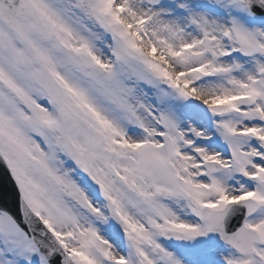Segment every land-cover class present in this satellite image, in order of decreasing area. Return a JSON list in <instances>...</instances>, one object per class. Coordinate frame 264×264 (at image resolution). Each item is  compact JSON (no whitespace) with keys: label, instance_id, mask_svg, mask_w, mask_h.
Listing matches in <instances>:
<instances>
[{"label":"snow or ice","instance_id":"snow-or-ice-1","mask_svg":"<svg viewBox=\"0 0 264 264\" xmlns=\"http://www.w3.org/2000/svg\"><path fill=\"white\" fill-rule=\"evenodd\" d=\"M0 165V264H264V0H0Z\"/></svg>","mask_w":264,"mask_h":264}]
</instances>
